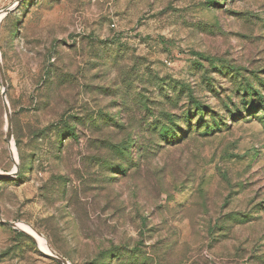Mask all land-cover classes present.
<instances>
[{
	"label": "rangeland",
	"instance_id": "obj_1",
	"mask_svg": "<svg viewBox=\"0 0 264 264\" xmlns=\"http://www.w3.org/2000/svg\"><path fill=\"white\" fill-rule=\"evenodd\" d=\"M11 7L2 219L69 264H264V0ZM0 264L61 263L0 222Z\"/></svg>",
	"mask_w": 264,
	"mask_h": 264
},
{
	"label": "water",
	"instance_id": "obj_2",
	"mask_svg": "<svg viewBox=\"0 0 264 264\" xmlns=\"http://www.w3.org/2000/svg\"><path fill=\"white\" fill-rule=\"evenodd\" d=\"M20 1V0H19ZM14 10L13 7L11 8H7L3 11H0V15H4L3 19L9 15L12 11ZM0 72H1V76H2V82H3V86L5 87L6 86V79H5V75H4V71L3 69L1 68V61H0ZM2 97H3V100H4V107H5V112H6V118H7V131H8V136H7V139H8V143H9V146H10V150H11V156H12V159H13V162L16 166V171L12 172V173H9V174H4V173H1L0 172V179H4V178H9V177H12V176H15V175H18L19 173V169H18V166H19V163L18 161L15 159V155H14V151L12 150V139H13V126H12V119H11V116H10V107H9V104L7 102V99H6V91H3L2 93ZM0 222L3 223L4 225L8 226V227H11L17 231H20L22 233H24L25 235H27L33 242H35L37 244V241L35 239L34 236H32L30 233L26 232L25 230L21 229L19 227V223L18 222H10V221H5L2 219V216L0 214ZM52 253L51 254H46V253H42L44 255H46L47 257H50L56 261H58L59 263L61 264H69V262L64 258L62 257L60 254H58L56 251H54L52 248H50Z\"/></svg>",
	"mask_w": 264,
	"mask_h": 264
},
{
	"label": "bare ground",
	"instance_id": "obj_3",
	"mask_svg": "<svg viewBox=\"0 0 264 264\" xmlns=\"http://www.w3.org/2000/svg\"><path fill=\"white\" fill-rule=\"evenodd\" d=\"M4 15H0V23L3 20ZM12 150L14 151V155H15V159L18 161V154H17V150H16V146L14 144V142H12ZM15 170L17 169L16 166L14 168ZM19 223V227L23 230H25L26 232L30 233L32 236L35 237L36 241H37V246L39 247L40 251H42L43 253L46 254H51V247L50 244H48L47 239L40 234L39 231H37L36 229L32 228L30 225L23 223V222H18Z\"/></svg>",
	"mask_w": 264,
	"mask_h": 264
},
{
	"label": "trees",
	"instance_id": "obj_4",
	"mask_svg": "<svg viewBox=\"0 0 264 264\" xmlns=\"http://www.w3.org/2000/svg\"><path fill=\"white\" fill-rule=\"evenodd\" d=\"M123 150H124V151H126V150H127V148H123ZM120 151H121V153H120V154H123V153L125 154V152H123L122 150H120ZM122 152H123V153H122ZM19 232H20V231H19ZM20 233H22V232H20ZM23 234H24V233H23ZM24 235H25V234H24Z\"/></svg>",
	"mask_w": 264,
	"mask_h": 264
}]
</instances>
